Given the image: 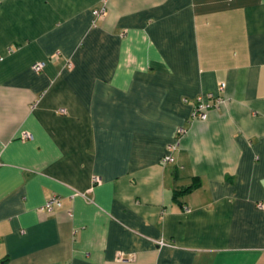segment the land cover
Segmentation results:
<instances>
[{"label": "crops", "instance_id": "obj_1", "mask_svg": "<svg viewBox=\"0 0 264 264\" xmlns=\"http://www.w3.org/2000/svg\"><path fill=\"white\" fill-rule=\"evenodd\" d=\"M0 264H264V0H0Z\"/></svg>", "mask_w": 264, "mask_h": 264}, {"label": "built area", "instance_id": "obj_2", "mask_svg": "<svg viewBox=\"0 0 264 264\" xmlns=\"http://www.w3.org/2000/svg\"><path fill=\"white\" fill-rule=\"evenodd\" d=\"M106 7L102 5L99 8L93 9V14L95 16L102 15L105 13ZM71 66V63H69ZM44 66V60L35 61L32 64V68L35 70H39ZM225 86L224 82L219 83V89H223ZM223 102V97L218 95L215 96L211 92H208L206 96L199 94L194 98L191 117L194 120H206L208 117V113L212 108L219 106ZM186 129L184 127H178L176 130V137H181L185 134ZM31 138V134L29 132H22L21 139H29ZM176 148V144H170L167 146V153L164 154L160 160L161 165H165L169 162L174 161V157L172 155V151ZM100 182V178L94 176L92 179V184H98ZM60 204V199L57 195H52L47 198L44 204L39 208L40 211L51 212L55 205ZM263 204H259V207H262ZM117 257L119 260H125L124 254L122 252L117 253Z\"/></svg>", "mask_w": 264, "mask_h": 264}, {"label": "trees", "instance_id": "obj_3", "mask_svg": "<svg viewBox=\"0 0 264 264\" xmlns=\"http://www.w3.org/2000/svg\"><path fill=\"white\" fill-rule=\"evenodd\" d=\"M193 187H194L193 185H190V186H188V187H186L184 189L176 190L175 193H174V199H178V197L180 195H183V194L191 191L193 189Z\"/></svg>", "mask_w": 264, "mask_h": 264}]
</instances>
